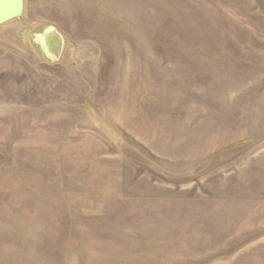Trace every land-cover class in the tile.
<instances>
[{"label":"rangeland","instance_id":"rangeland-1","mask_svg":"<svg viewBox=\"0 0 264 264\" xmlns=\"http://www.w3.org/2000/svg\"><path fill=\"white\" fill-rule=\"evenodd\" d=\"M23 1L0 25V264H264V0Z\"/></svg>","mask_w":264,"mask_h":264},{"label":"water","instance_id":"water-1","mask_svg":"<svg viewBox=\"0 0 264 264\" xmlns=\"http://www.w3.org/2000/svg\"><path fill=\"white\" fill-rule=\"evenodd\" d=\"M24 14L23 0H0V25L11 20H19ZM30 38L50 62L61 60L64 55L65 37L53 26H46L30 33Z\"/></svg>","mask_w":264,"mask_h":264}]
</instances>
